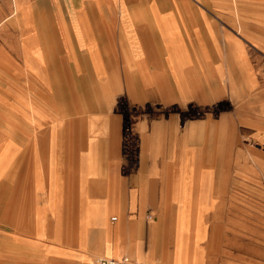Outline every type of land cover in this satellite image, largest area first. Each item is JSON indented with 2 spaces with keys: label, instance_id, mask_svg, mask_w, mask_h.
Instances as JSON below:
<instances>
[{
  "label": "crops",
  "instance_id": "crops-1",
  "mask_svg": "<svg viewBox=\"0 0 264 264\" xmlns=\"http://www.w3.org/2000/svg\"><path fill=\"white\" fill-rule=\"evenodd\" d=\"M0 26V264H264L233 254L264 233V0H0Z\"/></svg>",
  "mask_w": 264,
  "mask_h": 264
},
{
  "label": "rangeland",
  "instance_id": "rangeland-1",
  "mask_svg": "<svg viewBox=\"0 0 264 264\" xmlns=\"http://www.w3.org/2000/svg\"><path fill=\"white\" fill-rule=\"evenodd\" d=\"M17 17V15L15 14L14 16H12L11 21L13 22L14 19ZM28 20H29V13L27 15ZM223 27H226L225 25ZM11 28V33L12 34H18L21 36H25V37H30V36H36V35H40L41 31L40 29H43V33H47L48 35H50L52 32V27L47 25V26H33L31 24H28L26 26L22 25V26H18V25H12L10 26ZM78 28V27H76ZM60 29H66L65 27H60ZM78 29H80L79 31L82 32L83 27H79ZM0 30H2V26H0ZM1 32V31H0ZM62 35L67 32H62ZM48 91H43V96H47ZM226 101H218V102H213L210 104H206L203 106H196L195 104L193 105H188L187 110H186V115L187 118L190 117H195L196 114L198 116H202L203 118L205 117H216L220 112H221V105L222 104H226ZM197 110H196V108ZM123 109H124V113L126 114L127 118H130V120L127 119V121L124 123V127H123V133H124V156L127 158L128 163H135L137 162V158L139 157V154H137V152H135V148H137L138 146V138H137V127H136V122H132L131 119L132 117L137 120L138 116L141 115L142 113L146 112L147 109L146 107H144L143 109H141V107H136V106H132V105H127L125 103H123ZM134 120V121H135ZM253 141V142H252ZM244 142H246L247 144L251 145V148L256 147L259 145L258 141H256V139L251 138V139H244ZM252 143H254L255 145H253ZM139 161V160H138ZM241 188V187H239ZM239 224V223H238ZM240 225H242V219H240ZM237 229V228H236ZM251 229L253 230H258L259 226H258V218L255 219H251ZM244 236V239H243ZM221 237L222 235L220 234V242H221ZM225 236H224V240L225 241ZM232 242V240H230ZM234 257L236 259L240 258H250V259H259V258H263L264 259V233H258V232H251L250 234H241V233H236L234 235ZM245 244V245H244ZM244 245V246H243ZM243 249V250H242Z\"/></svg>",
  "mask_w": 264,
  "mask_h": 264
},
{
  "label": "built area",
  "instance_id": "built-area-1",
  "mask_svg": "<svg viewBox=\"0 0 264 264\" xmlns=\"http://www.w3.org/2000/svg\"><path fill=\"white\" fill-rule=\"evenodd\" d=\"M253 142V141H252ZM255 145L254 143H252ZM97 264H143L140 261H135L129 257L101 256L97 260Z\"/></svg>",
  "mask_w": 264,
  "mask_h": 264
}]
</instances>
